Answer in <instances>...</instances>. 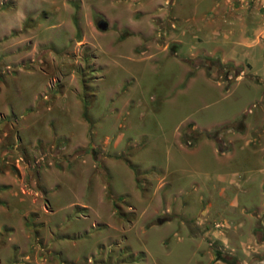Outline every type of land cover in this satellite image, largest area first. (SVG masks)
<instances>
[{
	"label": "rangeland",
	"instance_id": "374dc122",
	"mask_svg": "<svg viewBox=\"0 0 264 264\" xmlns=\"http://www.w3.org/2000/svg\"><path fill=\"white\" fill-rule=\"evenodd\" d=\"M0 264H264V0H0Z\"/></svg>",
	"mask_w": 264,
	"mask_h": 264
},
{
	"label": "trees",
	"instance_id": "16d2710c",
	"mask_svg": "<svg viewBox=\"0 0 264 264\" xmlns=\"http://www.w3.org/2000/svg\"><path fill=\"white\" fill-rule=\"evenodd\" d=\"M211 63L214 65L215 68H217L218 71L224 69V70H229V68H231L230 64H225V63H221L220 61H218L217 59L211 60ZM206 73L207 75L210 74L209 68H206ZM190 75V73H189ZM224 75V74H223ZM210 76V75H209Z\"/></svg>",
	"mask_w": 264,
	"mask_h": 264
},
{
	"label": "water",
	"instance_id": "95a60500",
	"mask_svg": "<svg viewBox=\"0 0 264 264\" xmlns=\"http://www.w3.org/2000/svg\"><path fill=\"white\" fill-rule=\"evenodd\" d=\"M97 26H98L100 29H104V28L106 27V23L103 22L102 19H99V20L97 21Z\"/></svg>",
	"mask_w": 264,
	"mask_h": 264
}]
</instances>
